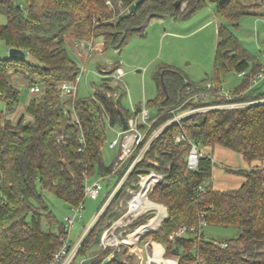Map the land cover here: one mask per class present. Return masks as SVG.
Returning a JSON list of instances; mask_svg holds the SVG:
<instances>
[{"label":"trees","instance_id":"16d2710c","mask_svg":"<svg viewBox=\"0 0 264 264\" xmlns=\"http://www.w3.org/2000/svg\"><path fill=\"white\" fill-rule=\"evenodd\" d=\"M136 1L26 0L18 6L17 0H0V11L7 17L0 24V38L8 48L27 52L24 58L0 59V264L50 263L64 232L63 220L50 204L51 197L63 200L69 208L84 201L87 180L110 172L113 166L102 155L104 120L108 116L112 126H120V112L125 117L131 114L122 104L126 87L112 84L111 73L118 67L113 65L105 70L106 75L92 95L73 100L80 124L69 122L55 86L60 81L76 79L80 69L70 57L66 42L102 38L106 47L120 48L133 34L143 33L153 17L187 18L208 0H180L179 6L176 0H143L132 10ZM210 1L216 3L225 19L218 29L214 73L195 82L178 68L161 66L156 75L157 94L147 101L157 108L153 128L165 123L174 108L204 103L191 95L208 81L214 82L215 89L220 88L222 77L232 70L243 73L233 89L239 94L236 99L264 97V90L253 85V78L263 66L249 63L250 56L230 27L238 25L243 15L256 14L262 4ZM27 55L35 62L28 61ZM12 69L22 72L30 85L37 82L42 86L17 120L9 116L20 102V91L10 80ZM222 100L217 96L209 99L212 103ZM141 106V102L136 105L138 109ZM182 125L203 147L222 145L239 152L250 166L226 169L244 179L233 188L208 183L214 165L211 154L203 150L198 166L189 168L191 144L175 142L173 135L180 126L168 125L132 172L134 177L139 173L153 176L148 195L163 203L167 213L136 217L126 226L129 232L138 225L127 242L139 247L140 235L159 227L145 234L141 242L159 241L163 255L165 247L166 253L176 247L178 264H264V101L194 113L185 117ZM61 135L64 140H58ZM81 135L84 142L80 141ZM110 205L88 231L76 258H91L92 264H137L123 244L96 249L104 228L111 224L110 216L116 213ZM166 207L158 205L157 209L166 211ZM201 213L207 224L236 226L239 233L221 240L207 238L203 231L174 241L169 238L181 225L197 223ZM111 253L112 259L105 262Z\"/></svg>","mask_w":264,"mask_h":264},{"label":"rangeland","instance_id":"374dc122","mask_svg":"<svg viewBox=\"0 0 264 264\" xmlns=\"http://www.w3.org/2000/svg\"><path fill=\"white\" fill-rule=\"evenodd\" d=\"M25 1L17 0L19 4H23ZM243 1L247 4L261 3L262 5L255 11L256 14H245L240 18L238 25L230 27L239 39L241 46L250 56L249 63L258 62L264 66V0ZM6 20V14L0 11V24L5 23ZM222 22H225V19L219 14L216 3L208 0L202 8L187 18H174L171 16L164 18L153 17L143 33L133 34L120 48L112 46L106 47L104 40L97 38L95 40H89L92 48L88 52L86 45H76V40H72L71 42L67 41L66 48L68 53L80 69L77 75V96L85 98L92 95L95 86L100 83L106 74L103 71L108 70L113 65H118L122 70L121 79L120 81H116L117 79L114 78L112 84L116 85L120 83L126 87L127 94L122 100L123 106L132 112L134 105L136 106L140 102H146V107L150 111L149 120L153 121L158 115L157 108L156 106L148 104L147 101L153 99L157 94L156 75L159 68L161 66L178 68L183 71L188 79L195 82L211 77L214 73V63L219 40L218 29ZM8 49L5 42L0 38V59L9 57ZM26 59L32 63L35 62L34 58L30 55H27ZM10 80L20 91L18 109H25L29 100L38 93L30 91V81L24 77L22 72L12 69ZM241 80L242 76L235 70L227 72L222 77L223 86L232 90ZM258 88L264 90V80ZM179 107L177 109H180ZM104 121L106 139L102 146V155L105 162L111 164L115 158L116 149L110 148L108 141L117 137L118 126L110 125L107 118ZM200 147L202 150L209 152L214 161L212 175L207 180L208 183H212L218 188L238 187L242 183L244 178L241 174L226 169V166L238 169H244L250 166L239 152L222 145H216L214 148L203 147L201 145ZM98 177L94 176L88 179L87 182L89 181L90 183ZM137 177L135 176V178ZM135 178L133 176L131 180ZM101 182L102 189L97 198H91L88 195L84 198V209L81 212V216L75 218L69 233L70 239L73 242H76L92 225L98 209L114 185V182H106L104 180H101ZM138 187L136 186V188ZM130 197L131 195L127 189H124L112 201L110 206L116 213L110 216L109 220L111 222L121 217L122 213L127 210V200ZM149 199L162 204V206L164 205L163 203L152 200L150 197ZM148 201L147 199L144 202L147 203ZM50 204L60 220H63L66 214H73L68 204L59 198L51 197ZM116 205L120 206V210L114 209ZM157 207L158 205L154 204V207L147 209L142 214L150 213L149 215L151 217L156 215L157 212H167V210H158ZM150 217L144 223L148 222ZM120 230L117 231V234ZM203 232L207 238L221 240L236 236L239 233V228L236 226L206 224L203 227ZM119 238H121L120 240L123 239L122 237ZM124 238L127 239L129 236L126 234ZM141 240L138 241L139 247H135L131 243L125 244L124 241L123 243L120 241L119 244L127 247V253L135 256L137 264H148V250L146 245L149 240L153 242L156 240L148 239L142 242ZM96 249L102 250L104 247L99 243ZM112 255L111 253L108 256ZM164 255L163 257L171 258L175 260V264L177 263L178 256L172 253H166V247ZM80 259L82 258H76L72 264H80Z\"/></svg>","mask_w":264,"mask_h":264},{"label":"built area","instance_id":"2783aa9c","mask_svg":"<svg viewBox=\"0 0 264 264\" xmlns=\"http://www.w3.org/2000/svg\"><path fill=\"white\" fill-rule=\"evenodd\" d=\"M93 43V42H92ZM86 45L88 52L92 48V44L88 40H76V45ZM80 72V71H79ZM243 73H239L241 76ZM122 75V70L118 66L112 73L111 76L116 78V81H120ZM264 77V66L261 68V71L253 78V85L258 84V82ZM119 79V80H118ZM122 83V82H121ZM124 85V84H123ZM56 89L63 100L64 113L67 114L71 123H79L80 120L75 110L73 100L77 97L78 90V80L77 77L74 80H63L56 84ZM30 91L34 93H40L42 86L40 83H33L29 86ZM238 93H235L232 89H227L223 85L220 88L215 89V84L212 81L205 83L204 88L195 91L191 98H201L205 102L191 107L184 108L183 110L174 108L171 110L172 116L161 126L153 128L155 121H150V111L146 107V102L142 103L141 108L133 107L131 114L126 117L127 119V128H124L122 124L118 126L117 137L112 138L108 141V146L110 148L116 149V155L113 160L112 170L106 174L100 175L97 179L89 183L86 182L85 185V196L88 195L91 198H97L102 189V182H114L111 190L108 192L105 200L98 209V213L95 217L94 222L100 217V215L106 210V208L112 203L113 200L120 195V192L124 189H127L131 197L127 200V210L122 211V215L119 218L112 220L111 224L106 226L102 232L100 239V245L104 248L108 246H118L119 242L123 243L126 240L125 235L120 240L117 231L119 229L126 228L128 224L138 215L142 214L144 211L151 207H144V204L141 197L149 198L148 191L153 186L154 178L151 174L139 173L138 177L131 180L133 177L132 172L144 158L146 152L150 148L153 140L170 124L178 123L180 128L173 135L175 142L188 141L191 144L190 151L187 154V165L191 169H195L199 164V158L203 150L200 147L198 141L193 139L187 133L185 127H183L182 122L185 117L199 112H205L211 109H224V108H239L247 105H251L256 102L264 101V97L260 99H250V100H241L236 99ZM210 96H217L223 98L222 101L212 103L209 101ZM109 122L108 116L106 117ZM111 125V124H110ZM63 135L58 137V140H64ZM80 141L84 142V137L81 135ZM83 147L80 148V150ZM262 165H264V158L262 160ZM127 185V186H125ZM136 186H139L136 188ZM200 189H203V186H200ZM142 193V196H141ZM140 195V198L138 197ZM139 198L138 200H136ZM138 201L137 208L133 209L132 203ZM84 209V201L79 202L78 204L70 206L72 215L66 214L63 219V236L62 244L58 249L55 250L49 264H72L75 261L77 253L79 251L82 242L87 235L89 229L84 232L80 238L73 242L70 239V230L74 224L76 217L81 216V212ZM115 210H120V206L116 205ZM132 214V215H131ZM93 222V224H94ZM92 224V225H93ZM207 224V220L204 217V214L201 213L199 220L194 224H183L176 230H174L169 238L175 240L179 236H186L190 233L201 234L203 227ZM138 227V226H137ZM136 227V228H137ZM134 228L133 230H135ZM131 230V231H133ZM130 232V231H129ZM127 235L129 236V233Z\"/></svg>","mask_w":264,"mask_h":264},{"label":"water","instance_id":"95a60500","mask_svg":"<svg viewBox=\"0 0 264 264\" xmlns=\"http://www.w3.org/2000/svg\"><path fill=\"white\" fill-rule=\"evenodd\" d=\"M142 1H143V0H137V1L131 6V9L134 10V9L136 8V6H137L138 4H140ZM225 1H226V0H219L220 3H223V2H225ZM180 3H181L180 0H176L175 5H176V6H179ZM18 6H20V4H18ZM26 54H27L26 50H24V49H22V48H18V47H10V48H9V57H11V58H24V57L26 56ZM120 120H121V124H122V126H123L124 128H127V119H126L125 115H124L123 113H121V112H120ZM156 229H157V228H156ZM152 230H155V229H152ZM152 230H147V231L144 232L142 235H140L138 241H140V240L142 239V237H143L146 233H148V232H150V231H152ZM125 234H127V229H126V228H123V229H121V230L119 231L118 236H119V237H123ZM124 243L127 244V242H125V241H124ZM151 243H153V241H151V240H149V241L147 242L146 248H147L148 252H149V247H150V244H151ZM171 252H172L173 255L176 256V255L178 254V249H177L176 247H174V248L172 249ZM112 257H113V255H112V256H108V257L105 259V262L110 261V260L112 259ZM178 262H179V258H177V264H178ZM92 263H93V260H92L91 258H84V259H82V260L80 261V264H92ZM153 264H161V263H159V262H153Z\"/></svg>","mask_w":264,"mask_h":264},{"label":"bare ground","instance_id":"6f19581e","mask_svg":"<svg viewBox=\"0 0 264 264\" xmlns=\"http://www.w3.org/2000/svg\"><path fill=\"white\" fill-rule=\"evenodd\" d=\"M141 196H142V193H141ZM140 198V195L138 196ZM139 198H137L136 200H138ZM141 200H143V204H144V207H154V204H157V205H162V204H159V203H156V202H153L151 201L149 198H144V197H141L140 198ZM149 200L147 203L144 202L145 200ZM147 204V205H146ZM132 207L133 209L137 208L138 206V201L132 203ZM164 206V205H163ZM159 210V209H158ZM167 210V209H166ZM158 213V212H157ZM156 213V214H157ZM152 217V216H151ZM166 218V217H165ZM154 221V220H153ZM125 242H127V240H124ZM128 244V242H127ZM162 250H163V246L161 244H158L156 241H154L153 243L150 244V247H149V252H148V260H147V263L148 264H153V262H159L161 264H175V260H172L171 258H166V257H163L162 255ZM165 251V250H164ZM177 264V263H176Z\"/></svg>","mask_w":264,"mask_h":264},{"label":"crops","instance_id":"0c3cea01","mask_svg":"<svg viewBox=\"0 0 264 264\" xmlns=\"http://www.w3.org/2000/svg\"><path fill=\"white\" fill-rule=\"evenodd\" d=\"M264 4V3H263ZM8 52H9V49H8ZM104 73H105V70L103 71ZM106 75V74H105ZM104 75V76H105ZM263 80H264V77L258 82V84H256V86L255 87H258L262 82H263ZM30 86V85H29ZM236 87V86H235ZM234 87V88H235ZM30 89V88H29ZM259 90H262V89H259ZM135 106V105H134ZM133 106V107H134ZM25 109L24 108H22L21 110H19L18 109V107H17V110L15 111V112H13V113H11L9 116L10 117H12L14 120H17V118L20 116V114L24 111ZM207 152V151H206ZM166 207V206H165ZM166 209H167V207H166ZM167 213V212H166ZM93 224V223H92ZM92 226V225H91Z\"/></svg>","mask_w":264,"mask_h":264}]
</instances>
